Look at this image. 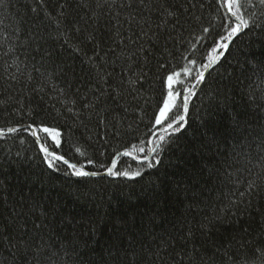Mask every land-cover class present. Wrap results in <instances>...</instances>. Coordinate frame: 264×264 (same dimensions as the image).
I'll return each mask as SVG.
<instances>
[{"label": "trees", "instance_id": "trees-1", "mask_svg": "<svg viewBox=\"0 0 264 264\" xmlns=\"http://www.w3.org/2000/svg\"><path fill=\"white\" fill-rule=\"evenodd\" d=\"M145 2L0 4V129L23 127L0 139V264H24L21 253L10 255L9 234L17 238L9 233L10 217L17 214L30 229L45 225L36 241L51 254L45 264H104L109 248L130 245L137 264H264L253 253L264 247V34L256 30L235 41L189 99L187 134L148 169L141 163L145 153L132 146H153L167 75L196 59L192 75L181 77L185 88L195 83L212 45L197 38L205 27L212 36L222 33L224 13L216 0H193L196 7L181 10L175 23L164 9L187 7L186 0ZM107 74L105 83L100 76ZM88 102L95 108L85 109ZM41 123L62 132L56 150L71 161L110 167L115 159L114 170L142 176L78 178L63 165L48 169L24 130ZM87 170L105 174V168ZM253 180L257 190L237 203ZM93 222L97 230L85 248L77 237L86 239Z\"/></svg>", "mask_w": 264, "mask_h": 264}, {"label": "snow or ice", "instance_id": "snow-or-ice-1", "mask_svg": "<svg viewBox=\"0 0 264 264\" xmlns=\"http://www.w3.org/2000/svg\"><path fill=\"white\" fill-rule=\"evenodd\" d=\"M107 2V0H105ZM115 3V0H112ZM139 4L142 7H147L145 0H138ZM187 7L184 4H180L174 9L169 7L164 9V13L167 17L174 19L175 23H179V14L181 10L187 12L191 8H195L196 4L193 0H186ZM3 3V0H0V4ZM40 3H43V0H40ZM133 0H128V7H131ZM152 0H148V4H151ZM216 3L219 4L220 9L223 10V17L221 18V28L223 29L222 33H217L216 36H212V30L208 27L203 28V34L200 35L197 39L198 42H203L206 39H212L211 54L206 57V63H199V67L196 68V74L194 76L195 83L191 86L185 88L184 80L181 78L182 73L185 76H191L193 68L189 67L196 66L198 61L196 59H191L188 61V64L185 65L181 71H173L168 74L166 77L167 82V97L163 101V106L160 107L157 113L153 117V124L156 128L160 129L159 133H154L156 135L155 141H150L153 146L147 151L144 147L137 148L133 145V149L145 153L141 163L144 164L148 169L157 168L161 164V160L164 152L169 145L175 144L180 138L181 134L186 135L188 129L191 128L189 124L187 113L189 110V99L195 95V89L202 84H206L207 77H210L215 66L221 62V58L224 57L225 53L231 51V46L239 39L242 35L247 36L254 33L256 30H259L261 34H264V0H216ZM218 9V11L220 10ZM35 11V9H33ZM175 26V24L173 25ZM89 39H94V37H89ZM123 43V41H121ZM195 49V45H193ZM193 53H189L192 55ZM261 62L264 63V52L261 54ZM256 54L252 53V58L255 59ZM90 62L95 66L94 58H89ZM249 66H251V61H248ZM107 75L100 76V79L107 83ZM139 77H137V80ZM129 83L132 84L134 81L129 80ZM42 91L43 89H38ZM62 91V90H61ZM119 95V93H117ZM99 99V97L97 98ZM180 100L178 105L176 102ZM66 103L75 105L76 100H70ZM85 109H94L95 105L91 102L85 103L83 105ZM182 109V111H181ZM69 112H73V108L69 107L67 109ZM79 113H74L78 115ZM239 115V114H238ZM105 119L100 118L98 123H104ZM20 128L18 127H9L6 130L0 129V139H4L8 134L19 133ZM25 131H30L31 136L34 138L35 143L39 148V153L41 154L42 163L47 165L48 169L54 171H61V165L65 166L63 171L65 174H70L78 178H90L101 176L100 171H89L87 170L88 166H93L97 169L105 168V174L111 177H127V178H136L141 177L142 172L137 170L131 176L127 171H119L116 169V161L113 160L110 167H106L104 164H98L92 159H88L85 162H73L70 159L66 158L64 154L58 152L56 149H59L62 145V132L53 126L45 125L43 123L29 126L24 129ZM206 135V134H205ZM214 140V138H213ZM210 143L212 141H209ZM81 156H84L85 153L82 152L79 148L76 149ZM125 156H130V151H125L123 153ZM257 185L255 181H250L247 185L246 192H240L237 203H242V198L245 195H250L257 190ZM235 206V204L233 205ZM13 211H15L13 209ZM21 214H17L12 219V225L9 228V233L15 230L17 238L13 242L11 234H9V247L14 248V252H10L11 256H15L16 253H21L23 255L24 264H30L29 262V253H31V262L34 264H45L44 256L48 255L49 262L51 261V254L44 252L43 244L37 245V239H42L41 232L44 229L45 225L42 223L39 227L32 225L30 229L28 227V221L25 220L23 224L19 223V217ZM83 227V226H82ZM203 227V226H202ZM97 230L96 222H93L87 228V238L85 239V234L81 233L78 235V239L83 241L84 247L87 248L88 244L91 242L92 234ZM32 231L36 232L35 236L30 237ZM191 236V232L189 233ZM30 237V238H29ZM2 246V245H0ZM78 245H73L72 250L75 252ZM115 252L113 253V248H109V256L104 261V264H137L138 256L134 248L130 245L129 248L124 249L118 246H113ZM259 252L261 257H264V247L254 248L253 253ZM235 264H240L239 261Z\"/></svg>", "mask_w": 264, "mask_h": 264}, {"label": "water", "instance_id": "water-1", "mask_svg": "<svg viewBox=\"0 0 264 264\" xmlns=\"http://www.w3.org/2000/svg\"><path fill=\"white\" fill-rule=\"evenodd\" d=\"M120 155H122V154H120ZM119 156V155H118ZM132 157V156H131ZM133 158V157H132ZM115 160V159H114ZM116 161V160H115ZM106 174H103V175H101V176H105Z\"/></svg>", "mask_w": 264, "mask_h": 264}, {"label": "bare ground", "instance_id": "bare-ground-1", "mask_svg": "<svg viewBox=\"0 0 264 264\" xmlns=\"http://www.w3.org/2000/svg\"><path fill=\"white\" fill-rule=\"evenodd\" d=\"M18 128L22 129L23 127H18Z\"/></svg>", "mask_w": 264, "mask_h": 264}]
</instances>
